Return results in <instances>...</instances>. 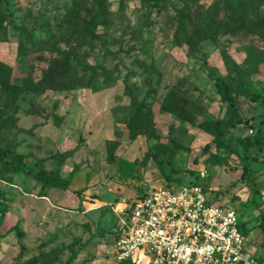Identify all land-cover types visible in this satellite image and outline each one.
<instances>
[{"label":"rangeland","instance_id":"374dc122","mask_svg":"<svg viewBox=\"0 0 264 264\" xmlns=\"http://www.w3.org/2000/svg\"><path fill=\"white\" fill-rule=\"evenodd\" d=\"M94 4L0 0V264H129L110 205L167 182L211 188L264 260V29H236L264 0H102L84 41Z\"/></svg>","mask_w":264,"mask_h":264},{"label":"built area","instance_id":"2783aa9c","mask_svg":"<svg viewBox=\"0 0 264 264\" xmlns=\"http://www.w3.org/2000/svg\"><path fill=\"white\" fill-rule=\"evenodd\" d=\"M200 183L154 186L110 205L115 258L129 264H264L248 246L237 212Z\"/></svg>","mask_w":264,"mask_h":264},{"label":"trees","instance_id":"16d2710c","mask_svg":"<svg viewBox=\"0 0 264 264\" xmlns=\"http://www.w3.org/2000/svg\"><path fill=\"white\" fill-rule=\"evenodd\" d=\"M187 1H190V0H187ZM101 3H102V0H95L94 7L90 11V16H88L86 19V25H85V28L83 29V32H82L84 41H91L95 36V30H94L93 23H94V18L98 14V10H100ZM239 28H241V29L246 28V29H251V30H255V31H260V30L264 29V23L262 21H260V23L253 24L252 26L241 25V26L237 27L236 29H239ZM198 33H199V37H201V38L208 35V31L204 28H199ZM216 84L218 86V90L222 96V99L231 103L233 101V98H232L231 93H230V86L226 82V79L224 78V76H220L217 79ZM2 152L4 154L7 153L4 151H2ZM245 172L249 173L250 168L247 167L245 169ZM117 175H118L117 176L118 180L124 184L134 183L133 185H138V183H141L144 180V170H143L142 165L139 163H136V162L126 161L124 159L119 160V172ZM189 183H199V182H189ZM166 184L169 186H181V185H183V184H178V183H173V182H167ZM200 184L205 186V184H203V183H200ZM136 187H138V186H136ZM263 222H264V218H263ZM1 226H2V220L0 218V237L4 236L6 234L5 232L2 231ZM241 227H242L244 235L247 236V233L245 232L244 227H243V222H242ZM19 235L21 236V233ZM47 263L49 264V262H47L45 259L43 261H41L39 259V257H33L31 260V264H47Z\"/></svg>","mask_w":264,"mask_h":264}]
</instances>
